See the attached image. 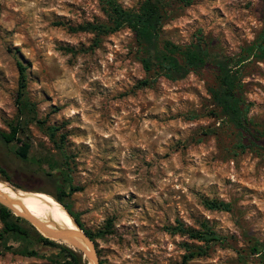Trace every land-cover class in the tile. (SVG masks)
<instances>
[{"label": "rangeland", "instance_id": "1", "mask_svg": "<svg viewBox=\"0 0 264 264\" xmlns=\"http://www.w3.org/2000/svg\"><path fill=\"white\" fill-rule=\"evenodd\" d=\"M117 1L133 9L142 0ZM168 4L162 38L200 41L208 62L241 53L264 24V0ZM107 21L100 0H0V131L18 121L19 137L30 144L22 161L14 153L20 143L0 139V181L55 200L56 177L67 180L64 201L94 234L99 264H264V137L256 132L264 133V60L242 71L255 125L240 135L213 113L211 63L140 86L153 75L142 68L129 28L97 43L94 32L69 29ZM17 61L26 66L23 113ZM239 139L255 145L240 149ZM212 200L229 209L208 208ZM177 221L190 228L206 222L223 240L185 261L184 243L202 242L171 233ZM24 245L3 234L0 264H67L47 247L22 255L17 249Z\"/></svg>", "mask_w": 264, "mask_h": 264}, {"label": "trees", "instance_id": "2", "mask_svg": "<svg viewBox=\"0 0 264 264\" xmlns=\"http://www.w3.org/2000/svg\"><path fill=\"white\" fill-rule=\"evenodd\" d=\"M105 7L108 17L107 22L93 23L87 22L78 26H71L72 31H89L96 35L95 42L100 35L117 31L123 27L129 28L135 37L136 43L140 48L141 56L139 61L147 74L153 75V78H144L138 82L140 86H147L153 83L157 76H163L167 79L176 80L185 77L191 71H197L200 68L211 63L215 82L208 86L212 104L217 110L213 112L221 117L225 122L241 135L249 131L255 125L253 120L248 117V103L246 102L243 89L242 71L245 64L250 61L264 60V24L258 36L241 53L235 56L216 55L209 61L210 54L200 41L190 44H177L169 39L162 38V26L168 13V0H142L136 8L126 9L117 0H100ZM184 4H189L191 0H181ZM67 50H69L67 48ZM18 70V89L16 103L20 113H23L27 103L22 101L24 88L26 86V66L17 61ZM9 131H0V139L7 144L13 140L20 143L14 153L22 161L29 158L30 144L25 141L20 134H24L20 122H11L8 124ZM54 130V128H51ZM261 136L264 137V133ZM53 134V131L52 133ZM254 143L246 144L242 139L236 143V147L245 149L254 146ZM52 170L61 171L51 166ZM0 172L5 170L0 166ZM8 180V178H6ZM56 182V194L52 197L58 201L65 210L71 215L78 226L82 228L91 240H95L94 234L83 227L79 215L71 210L65 203L64 197L69 192L65 190V182H61L58 177ZM69 185V182H68ZM206 206L210 209L228 210L229 205L222 201H206ZM14 212V211H13ZM0 222L3 234H10L16 240L24 243L17 251L22 255L37 256L41 248H50L57 251L67 264H86L81 254L74 251L72 247L59 244L54 240L41 235L33 225L19 216H15L10 209L0 204ZM28 223V224H26ZM171 233L185 235L192 240L202 242V245H190L187 242L184 254V260H189L195 256L206 255L208 249L215 243L223 240L209 224L203 222L201 228L185 227L182 222L177 221L175 226L168 228ZM43 233V232H42ZM44 234V233H43ZM251 253H257V246L251 248Z\"/></svg>", "mask_w": 264, "mask_h": 264}, {"label": "bare ground", "instance_id": "3", "mask_svg": "<svg viewBox=\"0 0 264 264\" xmlns=\"http://www.w3.org/2000/svg\"><path fill=\"white\" fill-rule=\"evenodd\" d=\"M0 199L9 205L14 213L35 220L38 225H41L38 226V229L45 234H52V231L56 234V226L70 230L76 229L65 208L52 198L43 196L39 192L15 189L9 184L0 181ZM52 238L55 237L52 236ZM76 241L80 245L83 244L79 239H76Z\"/></svg>", "mask_w": 264, "mask_h": 264}, {"label": "water", "instance_id": "4", "mask_svg": "<svg viewBox=\"0 0 264 264\" xmlns=\"http://www.w3.org/2000/svg\"><path fill=\"white\" fill-rule=\"evenodd\" d=\"M0 204L7 207L8 209H10L13 212V210L9 207V205H7L3 201H1V199H0ZM14 214L16 216H19V217L24 218L25 220L29 221L40 232V230L38 229V226H41V225H38L35 220H33L29 217L23 216V215H19L16 213H14ZM69 216L71 217L70 214H69ZM71 219H72V222L74 223V225L76 226V229L70 230V229L65 228V227L56 226L55 227L57 229L56 234H54V231H52V234L49 233V234L45 235V234L41 233V235L48 237L52 240L68 241L70 243L72 242L71 244L74 246V248H72V249L74 251H77L79 254H81L82 257L85 256L89 263L99 264L97 253L94 250L93 241L89 238V236L85 233V231L82 228H80V226L77 225V223L75 222V220L72 217H71ZM52 236H54L55 238H52ZM76 239H79L83 244L80 245L79 243H77ZM66 246H68V245H66ZM68 247H70V246H68Z\"/></svg>", "mask_w": 264, "mask_h": 264}]
</instances>
